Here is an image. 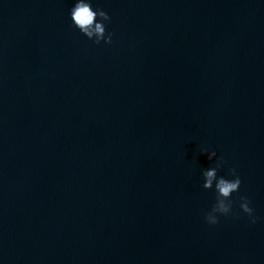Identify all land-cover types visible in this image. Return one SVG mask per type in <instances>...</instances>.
<instances>
[{"label":"water","instance_id":"obj_1","mask_svg":"<svg viewBox=\"0 0 264 264\" xmlns=\"http://www.w3.org/2000/svg\"><path fill=\"white\" fill-rule=\"evenodd\" d=\"M71 2L0 0V264H264V2L97 0L108 45ZM201 145L255 224L204 222Z\"/></svg>","mask_w":264,"mask_h":264},{"label":"clouds","instance_id":"obj_2","mask_svg":"<svg viewBox=\"0 0 264 264\" xmlns=\"http://www.w3.org/2000/svg\"><path fill=\"white\" fill-rule=\"evenodd\" d=\"M67 16L69 27L93 44L103 42L108 45L113 42L114 33L108 29L111 17L97 0H72ZM199 152L207 153V159L212 162L209 167L200 169V187L214 194L213 202L203 214L204 222L210 226L216 225L221 216L235 217L243 213L250 224H255L259 218L251 206L250 198L240 190L242 180L237 169L231 166L226 173L221 174L227 163L225 158L218 155L215 149L204 145L199 147Z\"/></svg>","mask_w":264,"mask_h":264}]
</instances>
